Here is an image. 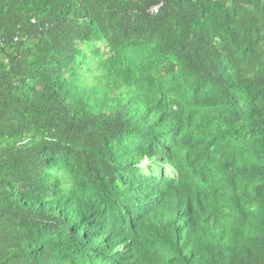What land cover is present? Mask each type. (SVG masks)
Listing matches in <instances>:
<instances>
[{"label": "trees", "instance_id": "trees-1", "mask_svg": "<svg viewBox=\"0 0 264 264\" xmlns=\"http://www.w3.org/2000/svg\"><path fill=\"white\" fill-rule=\"evenodd\" d=\"M0 264H264V0H0Z\"/></svg>", "mask_w": 264, "mask_h": 264}, {"label": "built area", "instance_id": "built-area-1", "mask_svg": "<svg viewBox=\"0 0 264 264\" xmlns=\"http://www.w3.org/2000/svg\"><path fill=\"white\" fill-rule=\"evenodd\" d=\"M155 11H156V7L150 9V12H155Z\"/></svg>", "mask_w": 264, "mask_h": 264}]
</instances>
